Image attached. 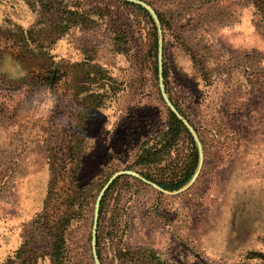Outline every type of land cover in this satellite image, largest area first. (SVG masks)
I'll list each match as a JSON object with an SVG mask.
<instances>
[{"label": "rangeland", "instance_id": "1", "mask_svg": "<svg viewBox=\"0 0 264 264\" xmlns=\"http://www.w3.org/2000/svg\"><path fill=\"white\" fill-rule=\"evenodd\" d=\"M140 1L155 11L159 30L146 8L139 5L155 30L125 0H58L57 9L84 18L49 47L69 75L52 91L0 86V264H95V199L120 170L157 186L120 175L105 191L96 233L100 264H264V22L253 0ZM38 18L39 8L25 0H0V27H30ZM160 38L165 92L202 147L196 178L190 183L194 171L174 190L158 182L183 178L188 137L159 162L135 161L140 145L166 130L171 111L159 89ZM89 62L109 75L107 93L72 162L76 100L66 79L84 74ZM27 73L10 56L0 62L9 83ZM64 213L65 241L53 263L55 218Z\"/></svg>", "mask_w": 264, "mask_h": 264}, {"label": "trees", "instance_id": "2", "mask_svg": "<svg viewBox=\"0 0 264 264\" xmlns=\"http://www.w3.org/2000/svg\"><path fill=\"white\" fill-rule=\"evenodd\" d=\"M29 7L33 9L39 8V18L30 27H23L19 24H12V26L0 27V62L5 56H10L20 63L25 65L28 73L25 78L15 82H7L3 76L0 75V86L11 90L22 88L24 84H31L32 89L41 88L43 86L49 87L52 91L54 87L60 85L63 78L68 76V72L64 70L58 62L53 59V54L50 53L49 47L60 38L63 33H66L73 24L84 21L83 15L76 10L64 8L62 11L55 6L58 0H25ZM254 6L257 8L261 19L264 22V0H253ZM126 6L138 12L144 13L152 24V29L155 30L153 22L149 14L139 5L131 2H124ZM162 21V19H161ZM75 22V23H74ZM156 32L154 31V38ZM88 66L82 74L81 70L77 73L73 72L71 78H67L68 85L73 89V97L76 102H73V110L71 115L74 122L72 123V133L69 134L71 139L68 142V148L71 149V154H67L69 160L76 161L80 159L79 155L82 151V143L86 135L90 120L94 116L97 109L100 107L105 97V85L108 83L109 75L97 63H84ZM64 82V81H63ZM88 83V84H87ZM108 89V88H106ZM110 90V87H109ZM107 95V94H106ZM79 98V100H78ZM86 107H83V106ZM153 138L147 139L139 147L136 155L137 164L156 163L161 161L163 156L168 153L172 147L178 142L182 136L189 138L191 143V152L189 168L183 174V178L177 181L171 180L170 182H158L164 189L174 190L182 187L191 178L197 165L198 153L195 143L189 134L187 128L176 115L169 111L166 130ZM149 140V141H148ZM70 173V174H69ZM68 176L76 177L75 164L74 167L69 168ZM115 181L111 184L114 187ZM68 190L71 189V183L68 182ZM83 189V187H80ZM79 189H74L69 192L67 197L69 201L76 200V192ZM108 190V192H109ZM105 193L100 204V214ZM80 204H78V207ZM67 207L75 209L77 203H70ZM91 213V207L88 209ZM68 217L66 213L63 216L55 218V226L58 230L55 240L52 243L53 252L51 254L53 263L61 258V247L64 243V229Z\"/></svg>", "mask_w": 264, "mask_h": 264}, {"label": "water", "instance_id": "3", "mask_svg": "<svg viewBox=\"0 0 264 264\" xmlns=\"http://www.w3.org/2000/svg\"><path fill=\"white\" fill-rule=\"evenodd\" d=\"M125 1L136 3V4L141 5L144 8H146L147 11L150 13L151 17L153 18L155 24L157 25L158 30L160 29V24H159L158 18L156 16L153 8H151L150 6H148L147 4H145L144 2H142L140 0H125ZM157 57H158L159 89L161 92V96H162L164 102L166 103V105L168 106V108L176 115V117L178 119H180L182 121L184 126L193 135V138L197 142L198 156H199L198 165H200L201 160H202V147H201V144H200L199 139L197 137V134L195 133V131L191 127V125H189V123L186 121V119H184L182 117V115L179 113V111L175 108V106L172 104L168 95L165 92V88H164V84H163V77H162V40H161V38L159 39V42H158V56ZM197 174H198V169H196L195 173L193 174V176L190 180V183L196 178ZM120 175L135 176V177L140 178L141 180H143L146 183L157 186L156 184H154L153 182H150L149 180H147L146 178H144L143 176H141L138 172H136L134 170H120V171L113 173L109 177V179L106 181L104 186L101 188L100 192L97 194V197H96L95 203H94V207H93L91 235H92V255H93V259H94L95 264H100V261H99L98 256H97V250H96V233H97V225H98V220H99L100 203H101V200H102V197H103L105 191L109 188V186L113 183V181Z\"/></svg>", "mask_w": 264, "mask_h": 264}]
</instances>
